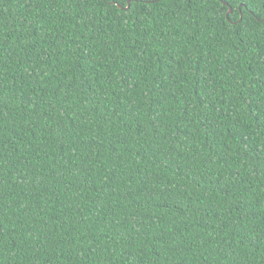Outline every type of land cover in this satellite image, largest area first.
<instances>
[{
  "label": "trees",
  "instance_id": "1",
  "mask_svg": "<svg viewBox=\"0 0 264 264\" xmlns=\"http://www.w3.org/2000/svg\"><path fill=\"white\" fill-rule=\"evenodd\" d=\"M129 1L0 0V264H264V0Z\"/></svg>",
  "mask_w": 264,
  "mask_h": 264
},
{
  "label": "water",
  "instance_id": "2",
  "mask_svg": "<svg viewBox=\"0 0 264 264\" xmlns=\"http://www.w3.org/2000/svg\"><path fill=\"white\" fill-rule=\"evenodd\" d=\"M129 2H130V1H129ZM224 3H225V4H227L225 1H224ZM118 6H119V7H121V5H119V4H118ZM127 7H128V6H127ZM231 11H232V8H231V7H229V9H228V11H227V14H226V15L228 16V14H229V13H231Z\"/></svg>",
  "mask_w": 264,
  "mask_h": 264
},
{
  "label": "snow or ice",
  "instance_id": "3",
  "mask_svg": "<svg viewBox=\"0 0 264 264\" xmlns=\"http://www.w3.org/2000/svg\"><path fill=\"white\" fill-rule=\"evenodd\" d=\"M115 2H117V3H118V2H119V0H115ZM125 4H126V6H130V5H129V0H125Z\"/></svg>",
  "mask_w": 264,
  "mask_h": 264
}]
</instances>
